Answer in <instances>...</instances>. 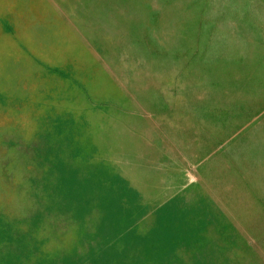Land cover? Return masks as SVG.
I'll return each mask as SVG.
<instances>
[{
    "label": "rangeland",
    "instance_id": "1",
    "mask_svg": "<svg viewBox=\"0 0 264 264\" xmlns=\"http://www.w3.org/2000/svg\"><path fill=\"white\" fill-rule=\"evenodd\" d=\"M0 264H264V0H0Z\"/></svg>",
    "mask_w": 264,
    "mask_h": 264
}]
</instances>
